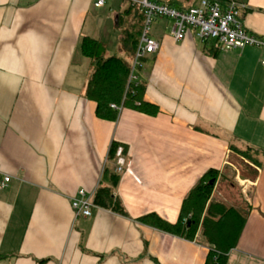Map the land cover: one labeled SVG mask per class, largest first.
<instances>
[{
    "label": "crops",
    "instance_id": "obj_1",
    "mask_svg": "<svg viewBox=\"0 0 264 264\" xmlns=\"http://www.w3.org/2000/svg\"><path fill=\"white\" fill-rule=\"evenodd\" d=\"M235 1L246 29L264 37V0ZM94 2L0 0V170L12 177L0 188V264H205L204 244L138 218L177 222L198 181L228 168L235 185L220 178L212 199L249 213L227 264H264V155L260 164L242 159L252 173L232 162V146L264 152V50L220 49L194 30L177 41L173 20L158 19L159 48L135 72L158 114L124 107L116 121L102 119L85 96L82 39L122 54V24L142 10ZM114 141L127 150L115 192L126 214L94 206L90 217L76 216L73 199L80 189L94 199Z\"/></svg>",
    "mask_w": 264,
    "mask_h": 264
},
{
    "label": "trees",
    "instance_id": "obj_2",
    "mask_svg": "<svg viewBox=\"0 0 264 264\" xmlns=\"http://www.w3.org/2000/svg\"><path fill=\"white\" fill-rule=\"evenodd\" d=\"M156 1L178 6L177 8L180 9L191 6H175L172 0ZM216 1L225 3L227 0ZM133 6L136 8V5H132L127 11H131ZM140 14L135 16L134 22L122 24V54L108 55L107 47L102 41L89 36L82 39L81 50L90 62L91 68L85 96L96 102V114L102 119L110 121L118 119L120 113L111 107L112 104L122 105L123 108L133 107L150 115H156L159 112L158 106L144 100L145 86L142 83L129 82L131 61L144 24V15L142 13L140 16ZM120 22H123V18H120ZM137 102L140 105H137ZM119 147H123L126 156V147L118 142H112L108 154L110 165L104 169L102 182L93 200L95 206L125 215L124 206L115 195L121 176L115 171ZM245 148L258 155H264V152L253 146L246 145ZM244 155L247 156V154ZM248 157L254 164H260L259 160L252 159L249 155ZM232 162L235 163V161ZM238 165L243 174L246 171L253 172L242 160H239ZM220 178L222 181L228 180V184L235 185L232 179L227 178L225 172L210 169L183 200L177 222L172 223L157 213L142 216L138 218V221L174 236L204 244L209 249L205 264H227L229 253L238 245L249 211L226 201L212 199Z\"/></svg>",
    "mask_w": 264,
    "mask_h": 264
},
{
    "label": "built area",
    "instance_id": "obj_3",
    "mask_svg": "<svg viewBox=\"0 0 264 264\" xmlns=\"http://www.w3.org/2000/svg\"><path fill=\"white\" fill-rule=\"evenodd\" d=\"M107 1L95 0L94 6L103 7ZM128 1L139 6L144 15L143 29L132 60L129 82L136 83L135 72L142 67L145 57L159 48V42L151 35L152 24L158 19L173 20V34L177 41L184 40L188 31L194 30L201 40L214 41L215 46L220 49L254 47L264 50V37H259L246 29L242 21L244 5L235 0H227L225 3L216 0H199L197 5L187 9H180L156 0ZM261 65L264 70V56ZM136 104L140 105L139 102ZM111 107L119 113L123 109L122 105L117 104H112ZM117 157L115 171L122 174L128 166L123 147L118 148ZM11 180L10 175L0 170V188H7ZM94 206L93 197L88 195L84 189H80L78 197L72 201L76 216L90 217Z\"/></svg>",
    "mask_w": 264,
    "mask_h": 264
},
{
    "label": "rangeland",
    "instance_id": "obj_4",
    "mask_svg": "<svg viewBox=\"0 0 264 264\" xmlns=\"http://www.w3.org/2000/svg\"><path fill=\"white\" fill-rule=\"evenodd\" d=\"M130 23H132V22H130ZM143 29V28H142ZM151 35H152V32H151ZM112 41H114V38H112ZM112 45L113 43L111 42V43H109V45ZM107 54L108 55H112L113 53L111 52V49H109V51H107ZM132 60H133V58H132ZM138 72V71H137ZM233 158H232V161H235V164L237 165V167L238 166H240V165H238L239 164V160H242L243 158H245L246 160H250V158L248 157V155L252 158V159H257V160H259V155L258 154H256L255 152H250V151H248L244 146L243 147H237V146H233ZM241 152V153H240ZM242 153H244V154H247V156H245L244 154H242ZM243 161V160H242ZM251 161V160H250ZM225 174H227L228 176L229 175H231V173H232V170H230V168H228L227 170H225ZM227 176V177H228Z\"/></svg>",
    "mask_w": 264,
    "mask_h": 264
}]
</instances>
